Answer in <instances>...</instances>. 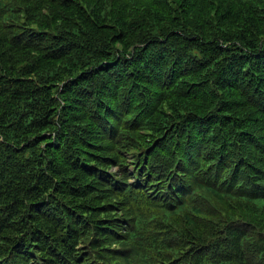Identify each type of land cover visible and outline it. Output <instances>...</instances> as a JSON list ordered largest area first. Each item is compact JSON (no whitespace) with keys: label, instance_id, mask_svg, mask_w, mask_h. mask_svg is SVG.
I'll list each match as a JSON object with an SVG mask.
<instances>
[{"label":"trees","instance_id":"1","mask_svg":"<svg viewBox=\"0 0 264 264\" xmlns=\"http://www.w3.org/2000/svg\"><path fill=\"white\" fill-rule=\"evenodd\" d=\"M0 264H264V0H0Z\"/></svg>","mask_w":264,"mask_h":264}]
</instances>
